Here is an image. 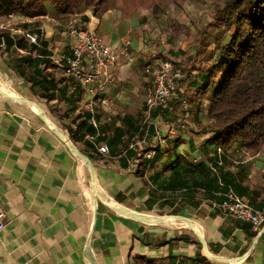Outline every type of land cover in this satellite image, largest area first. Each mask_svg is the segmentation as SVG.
<instances>
[{
    "label": "crops",
    "instance_id": "0c3cea01",
    "mask_svg": "<svg viewBox=\"0 0 264 264\" xmlns=\"http://www.w3.org/2000/svg\"><path fill=\"white\" fill-rule=\"evenodd\" d=\"M120 3L117 0L98 17L89 16L95 32L110 45L118 46L123 36L130 35L134 56L119 61L116 83L92 107L97 131L92 139L88 133L84 137L96 148L91 157L86 155L90 168L50 129L55 127L71 140L46 102L0 56L1 90L36 101L48 121L33 105L0 91V206L5 221L0 264H264V225L256 232L250 223L221 211L204 197L203 188H192L191 195L186 188L167 189L164 202L155 200L148 208L145 179L178 158L193 167L209 164L212 144L207 141L210 134L199 132L198 126L171 132V122L149 115L144 100L152 48L142 41L141 30L132 29L138 20L126 14ZM44 17L54 23L64 18L52 4H47ZM41 29L51 56L69 52L72 38L58 44L43 23ZM56 32L55 28L52 34ZM125 114H144V133H135L128 145L137 147L138 156L100 152L99 144L106 143L96 138L111 134L116 126L125 129L121 118ZM152 125L156 135L147 136ZM73 144L82 152L83 143ZM152 145L165 152L153 168L139 173V156L145 157L144 147ZM234 151L231 168L247 186L241 197L252 206L263 203L264 157ZM158 216L162 218L156 220Z\"/></svg>",
    "mask_w": 264,
    "mask_h": 264
},
{
    "label": "trees",
    "instance_id": "16d2710c",
    "mask_svg": "<svg viewBox=\"0 0 264 264\" xmlns=\"http://www.w3.org/2000/svg\"><path fill=\"white\" fill-rule=\"evenodd\" d=\"M112 1L0 0V16L17 14L34 19L25 20L14 29L0 27V56L28 84L30 91L46 102L50 114L60 122L73 143H83L82 152L88 157L96 151L94 144L84 138L85 134L97 131L91 121L93 112L82 105L81 85L71 78L66 79L52 62V50L43 35L39 17L47 13V4H52L60 15L79 13L87 19L84 14L87 9L99 14L108 9ZM213 25L227 29L229 38L219 42L215 51L196 68L194 77L188 78L194 92L209 94L206 121L199 132L210 134L207 140L212 144L210 163L193 167L178 158L175 163L164 164L145 179L149 187L148 208L155 200H162V204L167 189L186 188L189 190L186 194L191 195L192 188L200 187L205 191L204 197L215 203H220L228 192L238 196L247 194L243 177L237 176V170L231 168L234 150L237 149L240 156L259 153L264 157V0H223L215 8ZM22 31L36 33L37 42H27ZM175 107L171 99L165 110H150L149 115H161L170 120ZM199 113L196 115L201 118ZM94 116L98 120L96 112ZM121 118L125 129L116 126L111 134L98 135L96 140L107 144L109 154L137 157V147L128 145L135 133L140 136L144 133V114H125ZM98 127L99 131L103 130V126ZM150 127L147 136L156 135L153 125L151 130ZM144 149H152L154 153L151 158L139 156V173L145 167L153 168L155 160L165 152L158 145ZM121 163L126 165L123 159ZM261 192L264 193V184ZM253 205L259 208L264 201Z\"/></svg>",
    "mask_w": 264,
    "mask_h": 264
},
{
    "label": "rangeland",
    "instance_id": "374dc122",
    "mask_svg": "<svg viewBox=\"0 0 264 264\" xmlns=\"http://www.w3.org/2000/svg\"><path fill=\"white\" fill-rule=\"evenodd\" d=\"M116 1L110 2L108 8L113 7ZM119 1H122L120 5L125 13H132L135 20H138V24L132 29L141 30L142 41L152 48V66L167 59L175 67L182 69L183 77L176 80V87L172 92V100L176 107L170 114L168 122L182 116L185 103L190 117L183 128L175 131L185 132L192 125L203 126L206 121L205 108L209 94L194 92L188 84V78L194 77L196 68L215 51L219 42H226L229 38L227 29L213 25L215 8L221 5L223 0ZM101 13L95 14L91 9L84 12L87 18L93 15L98 17ZM44 16L39 17L43 28L55 37L58 44L65 42L66 38L71 39V26L83 20L79 13L63 16L64 18L56 19L55 23L51 21L50 16H48L50 18ZM28 19L30 18L17 14L0 17V27L14 29ZM55 28L57 32L52 34ZM61 32H64V36L60 35ZM147 76L150 81V73ZM198 113L201 118L197 117Z\"/></svg>",
    "mask_w": 264,
    "mask_h": 264
},
{
    "label": "built area",
    "instance_id": "2783aa9c",
    "mask_svg": "<svg viewBox=\"0 0 264 264\" xmlns=\"http://www.w3.org/2000/svg\"><path fill=\"white\" fill-rule=\"evenodd\" d=\"M90 23L91 20L88 16L87 19L73 24L71 26L72 43L69 52L58 57L51 56V60L57 69L63 72L66 79L71 78L81 85L84 94L82 105L84 109L92 111V107L95 101L100 98V94L116 83V69L119 61L122 58L131 60L134 56L131 50L132 38L130 35L123 36L120 44L113 46L105 42ZM22 35L27 42H37V34L34 32L22 31ZM147 71L150 73L151 79L145 91V106L149 111L155 109L163 111L172 99L176 80L183 77L182 69L175 67L170 60L165 59L153 66L151 65ZM189 117L190 112L184 103L182 116L171 122L170 131L174 132L183 128ZM91 121L94 124V121ZM87 137L94 138L89 133ZM98 150L107 153L108 147L101 143ZM153 153V150H148L144 155L146 158H151ZM217 206L226 214L250 223L256 232L263 228L264 205L256 208L244 197L228 192L226 197L217 203ZM4 226V212L0 206V231Z\"/></svg>",
    "mask_w": 264,
    "mask_h": 264
},
{
    "label": "water",
    "instance_id": "95a60500",
    "mask_svg": "<svg viewBox=\"0 0 264 264\" xmlns=\"http://www.w3.org/2000/svg\"><path fill=\"white\" fill-rule=\"evenodd\" d=\"M0 91L3 92V90H1L0 88ZM5 95L7 96H10L18 101H22V102H25V103H29L31 105H33L36 109V111L38 112V114L40 115V117L47 123V120L40 108V106L37 104L36 101L34 100H31V99H27L25 97H22V96H19V95H13V94H8V93H5L3 92ZM50 129L62 140L64 141L69 147L70 149L73 151V153H75V155H77V157L88 167L90 168V161H89V158L83 154L77 147L76 145H74L72 143V141L65 135H63L59 130H57L55 127H50ZM133 215L137 216V217H143L139 214H136V213H133ZM162 216H158L156 220L158 219H161Z\"/></svg>",
    "mask_w": 264,
    "mask_h": 264
},
{
    "label": "bare ground",
    "instance_id": "6f19581e",
    "mask_svg": "<svg viewBox=\"0 0 264 264\" xmlns=\"http://www.w3.org/2000/svg\"><path fill=\"white\" fill-rule=\"evenodd\" d=\"M35 109V108H34ZM48 122V121H47Z\"/></svg>",
    "mask_w": 264,
    "mask_h": 264
}]
</instances>
